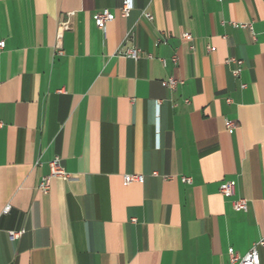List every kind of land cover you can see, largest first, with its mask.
<instances>
[{"label": "crops", "instance_id": "obj_1", "mask_svg": "<svg viewBox=\"0 0 264 264\" xmlns=\"http://www.w3.org/2000/svg\"><path fill=\"white\" fill-rule=\"evenodd\" d=\"M123 1L0 0V264H232L264 240V0Z\"/></svg>", "mask_w": 264, "mask_h": 264}, {"label": "built area", "instance_id": "obj_2", "mask_svg": "<svg viewBox=\"0 0 264 264\" xmlns=\"http://www.w3.org/2000/svg\"><path fill=\"white\" fill-rule=\"evenodd\" d=\"M134 9V2L133 0H124L122 9H121V16L123 18H127L130 16L131 11ZM145 16L149 20H153V17L146 13ZM114 17L113 14L109 10H105L102 13H100L96 19L95 23L96 26L99 27L102 30H105L107 23L113 21ZM234 26L244 28V29H250L253 31L252 25L247 24H237L233 23ZM70 28L69 23H62L61 30L65 31ZM130 35V34H129ZM184 38L187 40H192L193 37L191 34L186 33L184 34ZM6 47L5 41H0V52L4 50ZM59 55H63L64 51L59 48L58 50ZM125 55L133 59L135 61L139 60L142 55L143 51L138 47L128 48L126 50ZM173 61L176 63L177 58H173ZM229 65H235V68L232 71L233 77L238 79L241 76L242 73V65L243 62L237 58H229L226 61ZM183 82L177 81L176 79L170 78L167 81L163 82V85L169 89L175 90L178 85L182 84ZM245 87V85H243ZM235 124L233 122H227V128L232 129L234 128ZM3 127V123L0 122V129ZM155 176H158V173H154ZM54 178H59L64 181L69 180L70 175L67 173L65 168L62 165V161L60 157H56L53 161L50 162V174L46 177H44L40 183V190L44 193H48L51 189V183ZM169 177H165V180H167ZM144 177L142 175H124L123 182L124 185H130L131 183L135 182H143ZM183 181L185 183L191 184L192 179L191 178H183ZM235 185L233 182H226L221 185L220 187V193L225 197H233L235 195ZM234 208L236 211L239 212H247L248 211V201L247 199L240 198L234 202ZM11 210V207L8 206L5 209V213H8ZM21 233H10L11 239L14 240L17 237H19ZM264 246V240L260 241L253 245L252 249L243 257L237 255L232 250L230 251V259L232 264H261L260 255L258 252V247Z\"/></svg>", "mask_w": 264, "mask_h": 264}]
</instances>
